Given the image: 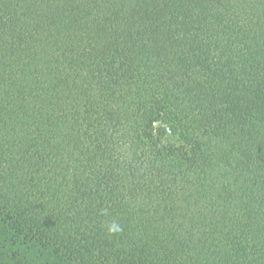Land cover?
I'll return each instance as SVG.
<instances>
[{"label":"trees","instance_id":"trees-1","mask_svg":"<svg viewBox=\"0 0 264 264\" xmlns=\"http://www.w3.org/2000/svg\"><path fill=\"white\" fill-rule=\"evenodd\" d=\"M0 264H264V0H0Z\"/></svg>","mask_w":264,"mask_h":264},{"label":"clouds","instance_id":"clouds-1","mask_svg":"<svg viewBox=\"0 0 264 264\" xmlns=\"http://www.w3.org/2000/svg\"><path fill=\"white\" fill-rule=\"evenodd\" d=\"M111 230L112 231H117L118 230V227L116 225H113Z\"/></svg>","mask_w":264,"mask_h":264}]
</instances>
